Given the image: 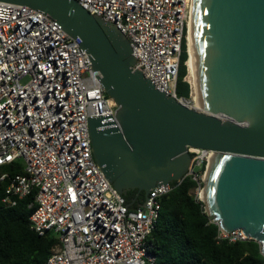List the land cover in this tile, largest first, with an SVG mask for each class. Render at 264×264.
<instances>
[{"label":"built area","instance_id":"built-area-1","mask_svg":"<svg viewBox=\"0 0 264 264\" xmlns=\"http://www.w3.org/2000/svg\"><path fill=\"white\" fill-rule=\"evenodd\" d=\"M76 1L127 37L135 70L196 109L191 85L189 98L177 94L193 0ZM81 45L43 11L0 0V167L21 162L24 168V174L0 177L9 178L1 203L11 207L35 193L31 229L58 239L45 264H156L148 239L161 198L191 178L197 183L192 194L208 215L202 196L217 153L189 147L184 178L153 188L143 205L130 209L93 156L89 119L115 115L117 104ZM217 239L251 238L243 230L219 227Z\"/></svg>","mask_w":264,"mask_h":264},{"label":"water","instance_id":"water-1","mask_svg":"<svg viewBox=\"0 0 264 264\" xmlns=\"http://www.w3.org/2000/svg\"><path fill=\"white\" fill-rule=\"evenodd\" d=\"M2 1L43 11L82 40L117 104L115 115L90 118L89 128L94 159L119 193L138 190L145 201L153 188L184 178L189 147L215 151L204 185L208 215L224 232L243 230L264 255V0H193L195 106L202 109L159 91L133 68L127 37L78 1Z\"/></svg>","mask_w":264,"mask_h":264},{"label":"trees","instance_id":"trees-1","mask_svg":"<svg viewBox=\"0 0 264 264\" xmlns=\"http://www.w3.org/2000/svg\"><path fill=\"white\" fill-rule=\"evenodd\" d=\"M187 40L180 56L178 95L189 98ZM188 93V94H187ZM24 174L23 164L16 162L0 167V177ZM9 185V178L0 180V264H45L58 239L53 234L40 236L30 226L35 209V193L16 199L5 207L1 203ZM197 183L186 178L161 198L162 208L157 225L149 237L156 264H263L261 244L255 240L229 243L218 240L219 226L211 223L192 192ZM126 205L136 208L144 202L145 194L129 190L123 194ZM134 202V203H133ZM33 205L30 207V205Z\"/></svg>","mask_w":264,"mask_h":264},{"label":"bare ground","instance_id":"bare-ground-1","mask_svg":"<svg viewBox=\"0 0 264 264\" xmlns=\"http://www.w3.org/2000/svg\"><path fill=\"white\" fill-rule=\"evenodd\" d=\"M191 23V22H190ZM187 43H188V60H187V67H188V81L190 82L191 88H192V95H193V102L195 105V99H196V78H195V72H194V66H193V61H192V52H191V36H190V25H189V30H188V34H187ZM196 109H202L201 107L198 106H194ZM216 158V154H214V156H212L211 158V164H210V168L214 162ZM203 199L204 201L206 200V194H205V190L203 191Z\"/></svg>","mask_w":264,"mask_h":264},{"label":"rangeland","instance_id":"rangeland-1","mask_svg":"<svg viewBox=\"0 0 264 264\" xmlns=\"http://www.w3.org/2000/svg\"><path fill=\"white\" fill-rule=\"evenodd\" d=\"M187 76H188V74H187ZM187 76L185 77V80H186V81H188V77H187ZM188 83L190 84L189 81H188ZM186 92H187V91H186ZM186 92H184V95H186ZM177 94H178V93H177ZM187 94H188V93H187ZM184 95H183V96H184ZM179 96H180V97H183L182 94H180Z\"/></svg>","mask_w":264,"mask_h":264}]
</instances>
